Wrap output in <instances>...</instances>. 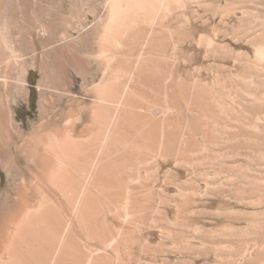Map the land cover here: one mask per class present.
Masks as SVG:
<instances>
[{
	"label": "rangeland",
	"instance_id": "374dc122",
	"mask_svg": "<svg viewBox=\"0 0 264 264\" xmlns=\"http://www.w3.org/2000/svg\"><path fill=\"white\" fill-rule=\"evenodd\" d=\"M109 1L0 0V202L6 198L8 203L3 217L11 209L21 215L35 208L42 194L50 196L29 189L27 169L45 178L51 166L36 167L33 156L31 161L27 157L26 141L55 132L49 126V103L56 110L82 98L91 102L93 95L80 91L79 82L91 77L88 72L83 77L68 65L71 82L63 89L52 83L54 72L46 64L59 50L74 51L97 73L101 66L93 32L107 20ZM189 3L192 24L204 20L205 31L196 26L200 33L192 40L177 37V53L164 54L163 68L219 89L214 113L222 122L204 131L214 133L212 142L198 136L196 153L139 164L131 183L143 188L145 207L136 216L117 207L124 214L121 220L108 214L126 230L121 257L110 246L92 245L93 253L84 247L92 256L108 252L111 264H264V0ZM202 3H208L207 10ZM92 84L81 87L89 90ZM214 113L209 117L217 122ZM80 114L77 123L85 118ZM20 198L25 199L19 207L24 212L14 204Z\"/></svg>",
	"mask_w": 264,
	"mask_h": 264
},
{
	"label": "bare ground",
	"instance_id": "6f19581e",
	"mask_svg": "<svg viewBox=\"0 0 264 264\" xmlns=\"http://www.w3.org/2000/svg\"><path fill=\"white\" fill-rule=\"evenodd\" d=\"M205 4L199 6L207 10ZM191 7L189 0H110L107 20L93 32L94 55L101 66L98 74L89 70L88 59L77 52L59 50L50 55L46 65L54 72L52 83L69 87L68 65L83 77L88 72L91 77L79 82L80 91L91 93L93 99L82 98L56 110V104L49 103L53 114L49 126L55 132L26 141L28 159L33 156L36 167L42 169L51 166L47 179L27 169L29 189L50 196L42 194L39 204L25 212L19 208L25 199H14L24 213L11 209L4 217L8 203L2 199L0 264H111L108 252L92 256L84 247L92 252V245L110 246L121 257L119 244L126 230L117 228L108 214L121 218L124 214L116 209L122 206L123 212L136 216L145 207L143 188L131 183L139 164L196 153L201 135L212 142L209 136L214 133L207 136L205 132L220 127L222 119L214 113L219 89L163 68L164 54L177 53V37L192 40L199 30L205 31L204 20L192 24ZM196 26L201 27L196 30ZM85 82L93 83L89 90L81 87ZM82 112L86 119L77 123L76 116Z\"/></svg>",
	"mask_w": 264,
	"mask_h": 264
},
{
	"label": "trees",
	"instance_id": "16d2710c",
	"mask_svg": "<svg viewBox=\"0 0 264 264\" xmlns=\"http://www.w3.org/2000/svg\"><path fill=\"white\" fill-rule=\"evenodd\" d=\"M31 100L33 101V104H34V95L32 96Z\"/></svg>",
	"mask_w": 264,
	"mask_h": 264
},
{
	"label": "crops",
	"instance_id": "0c3cea01",
	"mask_svg": "<svg viewBox=\"0 0 264 264\" xmlns=\"http://www.w3.org/2000/svg\"><path fill=\"white\" fill-rule=\"evenodd\" d=\"M108 14H109V13H108ZM97 28H98V27H96V29H97ZM96 29H95V30H96Z\"/></svg>",
	"mask_w": 264,
	"mask_h": 264
}]
</instances>
